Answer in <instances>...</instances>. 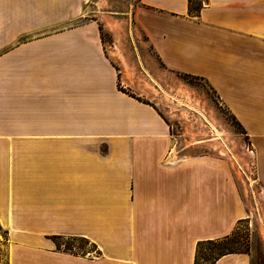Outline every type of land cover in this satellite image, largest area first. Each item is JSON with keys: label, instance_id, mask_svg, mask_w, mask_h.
Wrapping results in <instances>:
<instances>
[{"label": "crops", "instance_id": "crops-1", "mask_svg": "<svg viewBox=\"0 0 264 264\" xmlns=\"http://www.w3.org/2000/svg\"><path fill=\"white\" fill-rule=\"evenodd\" d=\"M91 1L0 0L8 264H195L199 243L247 218L241 185L225 157L179 155L155 106L120 88ZM132 18L167 70L215 91L250 138L264 188V0H140Z\"/></svg>", "mask_w": 264, "mask_h": 264}, {"label": "rangeland", "instance_id": "rangeland-1", "mask_svg": "<svg viewBox=\"0 0 264 264\" xmlns=\"http://www.w3.org/2000/svg\"><path fill=\"white\" fill-rule=\"evenodd\" d=\"M138 1L92 0L89 4L88 20L100 25L103 42L115 60L119 86L155 106L172 127L179 155H215L230 160L248 216L239 222L226 248L253 253V264H264V188L256 172L250 138L205 80L164 67L132 18ZM57 244L78 254L95 251L83 239L60 238ZM8 247L6 234L0 228V264H8ZM205 252L203 248L201 255Z\"/></svg>", "mask_w": 264, "mask_h": 264}, {"label": "trees", "instance_id": "trees-1", "mask_svg": "<svg viewBox=\"0 0 264 264\" xmlns=\"http://www.w3.org/2000/svg\"><path fill=\"white\" fill-rule=\"evenodd\" d=\"M60 238H57V240ZM230 236L222 240L201 242L198 244L195 264H215V262L222 256L231 253H243L232 252L226 248V243L229 241ZM59 247V245L57 244ZM60 248V247H59ZM205 248L207 252L201 255V250Z\"/></svg>", "mask_w": 264, "mask_h": 264}]
</instances>
